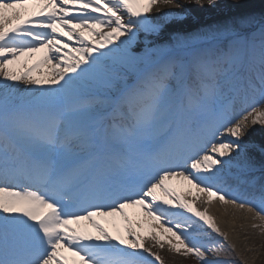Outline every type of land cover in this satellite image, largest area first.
<instances>
[{"label": "snow or ice", "instance_id": "1", "mask_svg": "<svg viewBox=\"0 0 264 264\" xmlns=\"http://www.w3.org/2000/svg\"><path fill=\"white\" fill-rule=\"evenodd\" d=\"M158 2L0 0V264H231L201 194L264 231V9Z\"/></svg>", "mask_w": 264, "mask_h": 264}, {"label": "bare ground", "instance_id": "2", "mask_svg": "<svg viewBox=\"0 0 264 264\" xmlns=\"http://www.w3.org/2000/svg\"><path fill=\"white\" fill-rule=\"evenodd\" d=\"M229 3H235L238 5L232 14H246L249 12H255L258 14L264 9V3H262L261 0H229ZM170 10H173L171 6H166L162 3V0H159L158 4L154 6V11L151 15L153 18H156L158 14ZM194 15L197 17L196 21L189 19L180 27L183 29H194L200 25L222 21L225 18L216 10L207 8L199 9L198 7L194 9ZM104 31H107V29H104ZM258 138L259 137L254 130L251 133V139L259 142ZM186 199L193 201L195 206L200 210L206 208L208 214L214 218L221 231L227 234L228 240L241 251L248 249L249 253H247V255L249 257V263L254 262V257H256L254 246L256 237H258L259 228H254L253 224H259V220H254L252 214L248 213L246 210H240L232 205H224L218 200L213 199V201L209 203L207 196L203 194H201L199 200H194L193 196H188ZM165 248L173 254L175 261L183 257L170 250L166 243L163 249ZM163 249L160 248L162 252ZM161 251L159 252L160 256H162Z\"/></svg>", "mask_w": 264, "mask_h": 264}, {"label": "rangeland", "instance_id": "3", "mask_svg": "<svg viewBox=\"0 0 264 264\" xmlns=\"http://www.w3.org/2000/svg\"><path fill=\"white\" fill-rule=\"evenodd\" d=\"M257 136L259 137V142L264 141V129L259 128V126L255 129ZM153 251L159 254L160 247L156 245L155 242H152ZM234 245L232 242L227 241L224 246V251L220 255V259L224 261H229L231 264H264V231L259 229L258 237H256L255 242V253L256 257H254V262L249 263V257L247 253H249L248 249L245 251H241L234 247V250L230 246ZM162 252V251H161ZM163 263L166 264H198V261L193 256L188 257H181V259L174 260L173 254L170 253L166 248L163 249L162 256H161Z\"/></svg>", "mask_w": 264, "mask_h": 264}]
</instances>
